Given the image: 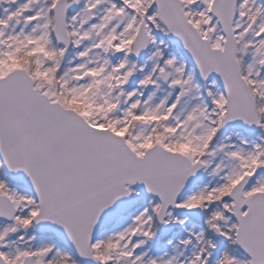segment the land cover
Segmentation results:
<instances>
[{
  "label": "snow or ice",
  "instance_id": "snow-or-ice-1",
  "mask_svg": "<svg viewBox=\"0 0 264 264\" xmlns=\"http://www.w3.org/2000/svg\"><path fill=\"white\" fill-rule=\"evenodd\" d=\"M0 264H264V0H0Z\"/></svg>",
  "mask_w": 264,
  "mask_h": 264
}]
</instances>
